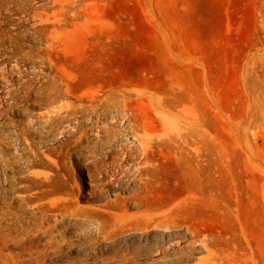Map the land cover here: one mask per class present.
Wrapping results in <instances>:
<instances>
[{
    "label": "rangeland",
    "instance_id": "rangeland-1",
    "mask_svg": "<svg viewBox=\"0 0 264 264\" xmlns=\"http://www.w3.org/2000/svg\"><path fill=\"white\" fill-rule=\"evenodd\" d=\"M208 260L264 264V0H0V264Z\"/></svg>",
    "mask_w": 264,
    "mask_h": 264
},
{
    "label": "bare ground",
    "instance_id": "bare-ground-1",
    "mask_svg": "<svg viewBox=\"0 0 264 264\" xmlns=\"http://www.w3.org/2000/svg\"><path fill=\"white\" fill-rule=\"evenodd\" d=\"M166 222H168L167 219H165ZM164 219L161 218V214H157L155 216H150V215H146L144 217V223L146 227H161V226H165L164 224ZM210 262V264H217V262L212 261V260H208Z\"/></svg>",
    "mask_w": 264,
    "mask_h": 264
}]
</instances>
